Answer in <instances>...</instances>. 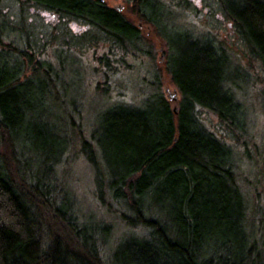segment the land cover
Listing matches in <instances>:
<instances>
[{"label":"trees","instance_id":"obj_1","mask_svg":"<svg viewBox=\"0 0 264 264\" xmlns=\"http://www.w3.org/2000/svg\"><path fill=\"white\" fill-rule=\"evenodd\" d=\"M23 1L87 26L89 33L75 41L95 49L106 45V57L144 42L136 19L154 24L147 13L150 0H131L130 13L104 0ZM216 1L264 72V0ZM191 40L195 56L188 60V76H173L181 92L178 110L160 97L161 119L148 121L127 106H114L101 119L110 149L96 144L95 129L82 139L98 198L106 203L107 195L130 231L111 252L106 234L79 219L58 185L57 165L68 152L69 133H58L43 104L50 95L48 100L61 102L59 77L50 64L33 62L28 48L0 41V264H264L253 237L263 230V218L256 227L249 220L253 210L230 148L218 135L237 128L232 118L242 111L224 88L226 56L210 40ZM14 51L33 63L28 75L19 63L8 62ZM202 110L215 114L216 123L207 126Z\"/></svg>","mask_w":264,"mask_h":264},{"label":"rangeland","instance_id":"obj_2","mask_svg":"<svg viewBox=\"0 0 264 264\" xmlns=\"http://www.w3.org/2000/svg\"><path fill=\"white\" fill-rule=\"evenodd\" d=\"M130 1L104 0L126 13H130ZM155 1L147 3V13L154 24L135 20L144 42L136 50L106 57L102 50L106 45L95 49L75 41L80 33H89L87 26L31 2L0 0V41L13 43L20 50L28 48L33 62L50 64L59 77L55 84L61 102L58 105V100H48L53 98L50 95L43 104L44 110L50 112V121L59 127L58 133L63 135L65 129L69 133L63 147L68 152L61 155L57 165V183L67 191L79 219L106 234L107 250L111 252L130 231L107 195L106 203L98 198L93 166L81 153L82 139H88L95 129L96 144L104 151L110 149V137L101 119L114 106H127L148 121L155 116L161 119L160 97L168 101L171 109L178 110L181 92L173 76L182 81L188 76V60L195 56L191 39L210 40L226 56L224 88L242 110L232 118L237 128L225 129L218 135L230 148L237 181L253 210L249 220L256 227L259 216L263 218V230L256 229L253 237L264 253V72L260 61L250 55L216 0ZM226 1L233 5L234 0ZM216 53L222 60L219 51ZM6 58L11 64L19 63L26 75L32 70L33 63L23 53L14 51ZM4 65L0 58V68ZM44 84H48L47 78ZM173 92L176 99L171 100L169 93ZM200 119L209 127L217 121L215 114L207 110L200 112Z\"/></svg>","mask_w":264,"mask_h":264},{"label":"water","instance_id":"obj_3","mask_svg":"<svg viewBox=\"0 0 264 264\" xmlns=\"http://www.w3.org/2000/svg\"><path fill=\"white\" fill-rule=\"evenodd\" d=\"M169 98L171 99V100H173V99H176V93L175 92H173V93H169ZM175 110V109H174ZM176 111V110H175Z\"/></svg>","mask_w":264,"mask_h":264},{"label":"flooded vegetation","instance_id":"obj_4","mask_svg":"<svg viewBox=\"0 0 264 264\" xmlns=\"http://www.w3.org/2000/svg\"><path fill=\"white\" fill-rule=\"evenodd\" d=\"M120 9V8H119Z\"/></svg>","mask_w":264,"mask_h":264}]
</instances>
